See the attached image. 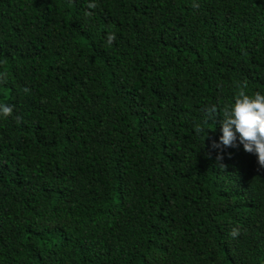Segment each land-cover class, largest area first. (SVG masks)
<instances>
[{
	"label": "trees",
	"instance_id": "trees-1",
	"mask_svg": "<svg viewBox=\"0 0 264 264\" xmlns=\"http://www.w3.org/2000/svg\"><path fill=\"white\" fill-rule=\"evenodd\" d=\"M241 88L264 0H0V264H264Z\"/></svg>",
	"mask_w": 264,
	"mask_h": 264
},
{
	"label": "clouds",
	"instance_id": "clouds-1",
	"mask_svg": "<svg viewBox=\"0 0 264 264\" xmlns=\"http://www.w3.org/2000/svg\"><path fill=\"white\" fill-rule=\"evenodd\" d=\"M10 112V106L0 104V114ZM218 123L220 135L212 142L214 147H235L239 142L244 151L255 154L257 163L264 166V93L248 94L239 89ZM205 129L198 131L205 132Z\"/></svg>",
	"mask_w": 264,
	"mask_h": 264
}]
</instances>
